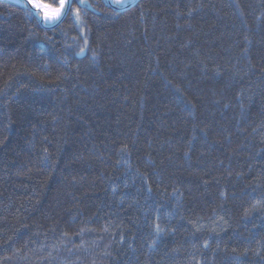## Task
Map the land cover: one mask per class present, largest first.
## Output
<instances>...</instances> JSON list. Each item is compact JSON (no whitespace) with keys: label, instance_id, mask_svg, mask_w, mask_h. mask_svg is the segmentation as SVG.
I'll list each match as a JSON object with an SVG mask.
<instances>
[{"label":"trees","instance_id":"16d2710c","mask_svg":"<svg viewBox=\"0 0 264 264\" xmlns=\"http://www.w3.org/2000/svg\"><path fill=\"white\" fill-rule=\"evenodd\" d=\"M0 264H264V0H0Z\"/></svg>","mask_w":264,"mask_h":264},{"label":"snow or ice","instance_id":"6c2138e0","mask_svg":"<svg viewBox=\"0 0 264 264\" xmlns=\"http://www.w3.org/2000/svg\"><path fill=\"white\" fill-rule=\"evenodd\" d=\"M29 2L34 8L39 10L43 17V20L56 21L61 17L62 13L64 12L68 0H58V6H53L51 3L43 2V0H29ZM80 2L83 3L84 0H80ZM111 2L116 4H124L126 0H111ZM75 15L76 18L79 19L78 8L75 9Z\"/></svg>","mask_w":264,"mask_h":264},{"label":"water","instance_id":"95a60500","mask_svg":"<svg viewBox=\"0 0 264 264\" xmlns=\"http://www.w3.org/2000/svg\"><path fill=\"white\" fill-rule=\"evenodd\" d=\"M20 1H23L33 11L34 15L37 17L40 24L45 28H54L57 25H59L65 19V17L68 15L70 8H71V5H72V0H68V3L66 4V7H65L64 12L62 13L61 17L52 24H46L45 21L43 20V17L41 15V13L39 12V10L34 8L32 6V4L29 2V0H20ZM107 1L115 10L124 11V10H127V9L133 7L139 0H130L129 2H127L123 5L113 3V2H111V0H107Z\"/></svg>","mask_w":264,"mask_h":264},{"label":"rangeland","instance_id":"374dc122","mask_svg":"<svg viewBox=\"0 0 264 264\" xmlns=\"http://www.w3.org/2000/svg\"><path fill=\"white\" fill-rule=\"evenodd\" d=\"M11 1H16V2H23V1H20V0H11ZM130 0H126V2L125 3H127V2H129ZM44 2V1H43ZM124 3V4H125ZM53 6H58V4H52ZM119 5H123V4H119ZM45 21V20H44ZM55 21H45V23L46 24H52V23H54Z\"/></svg>","mask_w":264,"mask_h":264}]
</instances>
